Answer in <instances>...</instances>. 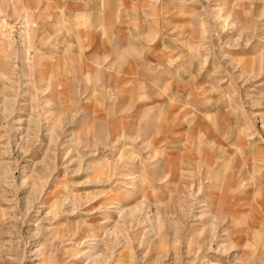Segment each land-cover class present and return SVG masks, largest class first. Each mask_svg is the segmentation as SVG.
<instances>
[{"label": "rangeland", "instance_id": "rangeland-1", "mask_svg": "<svg viewBox=\"0 0 264 264\" xmlns=\"http://www.w3.org/2000/svg\"><path fill=\"white\" fill-rule=\"evenodd\" d=\"M0 264H264V0H0Z\"/></svg>", "mask_w": 264, "mask_h": 264}, {"label": "bare ground", "instance_id": "bare-ground-1", "mask_svg": "<svg viewBox=\"0 0 264 264\" xmlns=\"http://www.w3.org/2000/svg\"><path fill=\"white\" fill-rule=\"evenodd\" d=\"M91 244H93V243L85 241L81 245L88 249V248H93V246ZM87 249H85V250L83 249V251L79 252L78 256L81 258L82 256H87V255L90 256V255H92L91 252L89 250H87ZM95 258H96V255H95Z\"/></svg>", "mask_w": 264, "mask_h": 264}]
</instances>
